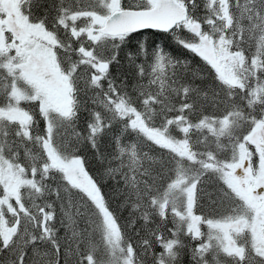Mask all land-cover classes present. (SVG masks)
<instances>
[{"label": "trees", "instance_id": "16d2710c", "mask_svg": "<svg viewBox=\"0 0 264 264\" xmlns=\"http://www.w3.org/2000/svg\"><path fill=\"white\" fill-rule=\"evenodd\" d=\"M178 1L188 18L171 31L113 37L99 21L149 0L20 1V27L6 24L0 53V166L27 184L1 208L13 230L6 264H264L256 213L223 171L243 147L258 159L264 97L251 102L246 69L258 32L229 35L245 66L231 83L196 50L225 19L208 0ZM33 34L49 39L55 58L40 59L58 71L68 106L23 72ZM260 53L264 67V40ZM238 220L240 248L227 252L217 237Z\"/></svg>", "mask_w": 264, "mask_h": 264}, {"label": "rangeland", "instance_id": "374dc122", "mask_svg": "<svg viewBox=\"0 0 264 264\" xmlns=\"http://www.w3.org/2000/svg\"><path fill=\"white\" fill-rule=\"evenodd\" d=\"M24 0H0V31L5 32V23L13 26L18 23L20 27V15H19V3ZM153 0H149V5L152 6ZM209 6L217 12V14L224 18L225 24L219 28L218 36L216 38L202 39L199 44L196 45L198 53L206 58L211 65H213L218 72L229 82L239 84L240 73L245 68L244 57L240 54H236L231 49V40L229 35L235 29H242L244 31L252 30L255 33L258 32L255 43L257 46H253V56L249 63V68H246L248 72L247 77H251L253 85L251 102L261 101L264 97V67L260 65L261 60V43L264 40V0H208ZM10 8V11L8 10ZM103 20H100V26ZM20 31L17 29V37L20 36ZM35 36V34H33ZM38 41L32 46L31 50L23 49L21 51L25 57L28 58L27 72L25 69L23 72L28 74L30 82H36L42 84L41 86H47V88L56 94L58 102L64 106H68L69 100L67 99V93L65 86H60V76L57 70H51L43 60L51 62L55 58L53 48L48 45V38L45 36H35ZM228 37V38H227ZM2 43H0L1 46ZM0 53L6 54V36L5 42L0 48ZM27 63V62H26ZM21 69V68H20ZM262 77V78H261ZM261 79V80H260ZM38 86V85H36ZM12 121L25 120L26 118L18 113H9L6 117ZM257 130L255 138H257L254 145L258 152L256 158V165H253V157L244 152L233 164L226 165L223 171L226 173L229 184L235 191V193L243 199L249 207L254 210L256 217L251 226V237L254 247H260L263 245L264 236V151L261 146L260 131L264 128V120H261L257 124ZM72 170H75L74 166H71ZM74 180L78 182L84 189L91 188V182L83 177V175H77L76 171L71 172ZM0 185L4 187V190L8 193L15 195L18 189L24 185H27L21 178H17L11 172H6V166H0ZM4 215V214H3ZM245 223L243 220H238L230 224H225L221 233L225 234L222 237L218 236L217 241H220V246L227 252H236L239 250L236 244H234L232 237H235L239 232L243 231ZM5 228V229H3ZM0 234L2 238H6V241H10L13 236V230L7 226L6 219L0 217ZM262 247V246H261ZM241 250L242 247H241Z\"/></svg>", "mask_w": 264, "mask_h": 264}, {"label": "water", "instance_id": "95a60500", "mask_svg": "<svg viewBox=\"0 0 264 264\" xmlns=\"http://www.w3.org/2000/svg\"><path fill=\"white\" fill-rule=\"evenodd\" d=\"M188 9L178 0H153L147 9H115L103 21L99 33L109 37L151 30L169 32L187 20ZM264 151V128L260 131Z\"/></svg>", "mask_w": 264, "mask_h": 264}, {"label": "flooded vegetation", "instance_id": "af4514ba", "mask_svg": "<svg viewBox=\"0 0 264 264\" xmlns=\"http://www.w3.org/2000/svg\"><path fill=\"white\" fill-rule=\"evenodd\" d=\"M8 10L10 11V8ZM5 28H6V23H5ZM5 33H6V30L5 32L0 31V43H2L0 48H2L5 42V36H6ZM2 191H3V195L0 197V212H1V208L6 209V203L8 200L15 198L14 196H9V195L6 196L7 191L4 190V187L2 188ZM0 217L6 219V212L4 215L3 213H0ZM5 259H6V238H2L0 234V264H6Z\"/></svg>", "mask_w": 264, "mask_h": 264}, {"label": "bare ground", "instance_id": "6f19581e", "mask_svg": "<svg viewBox=\"0 0 264 264\" xmlns=\"http://www.w3.org/2000/svg\"><path fill=\"white\" fill-rule=\"evenodd\" d=\"M260 65H261V60H260ZM240 78H241V73H240ZM245 135V134H244ZM232 146V145H231ZM235 147V146H234ZM219 245V244H218Z\"/></svg>", "mask_w": 264, "mask_h": 264}]
</instances>
